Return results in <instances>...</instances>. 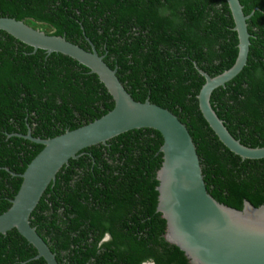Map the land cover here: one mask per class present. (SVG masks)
<instances>
[{"label":"trees","instance_id":"1","mask_svg":"<svg viewBox=\"0 0 264 264\" xmlns=\"http://www.w3.org/2000/svg\"><path fill=\"white\" fill-rule=\"evenodd\" d=\"M250 33L240 72L216 87L210 104L241 143L264 146V0H239ZM0 16L93 44L130 95L172 111L187 127L208 192L242 208L264 203V157L241 158L216 136L197 94L229 68L238 37L226 0H0ZM112 96L74 58L47 52L0 30V213L18 190L19 176L43 147L23 136L48 138L109 111ZM162 136L131 129L83 148L56 173L30 214V224L59 264H191L167 242L156 211V171ZM109 239L103 240L105 234ZM15 228L0 233V264H47Z\"/></svg>","mask_w":264,"mask_h":264},{"label":"water","instance_id":"2","mask_svg":"<svg viewBox=\"0 0 264 264\" xmlns=\"http://www.w3.org/2000/svg\"><path fill=\"white\" fill-rule=\"evenodd\" d=\"M238 37L234 63L224 71L204 76L198 94L200 111L218 139L241 158L264 157V146L251 147L235 138L210 104L211 92L236 76L246 63L249 50L247 18L239 0H226ZM0 30L35 49L61 52L95 73L112 96L113 107L98 118L48 138L23 136L43 147L19 174L20 186L10 206L0 213V233L15 228L47 264H59L55 253L30 224V214L58 170L85 147L103 143L131 129L153 128L162 136L161 165L156 171V211L165 219L164 239L178 246L191 264H264V203L255 206L244 199L238 209L216 200L207 190L194 141L186 125L169 109L148 99L138 101L98 54L63 35L46 33L24 20L0 16ZM109 239L106 233L103 240ZM155 264L152 260L142 264Z\"/></svg>","mask_w":264,"mask_h":264},{"label":"rangeland","instance_id":"3","mask_svg":"<svg viewBox=\"0 0 264 264\" xmlns=\"http://www.w3.org/2000/svg\"><path fill=\"white\" fill-rule=\"evenodd\" d=\"M34 27H36V28H38V29H40V30H43L44 32H46L45 30H47L46 28L41 27V26H34Z\"/></svg>","mask_w":264,"mask_h":264},{"label":"bare ground","instance_id":"4","mask_svg":"<svg viewBox=\"0 0 264 264\" xmlns=\"http://www.w3.org/2000/svg\"><path fill=\"white\" fill-rule=\"evenodd\" d=\"M145 264H149V263H145Z\"/></svg>","mask_w":264,"mask_h":264}]
</instances>
